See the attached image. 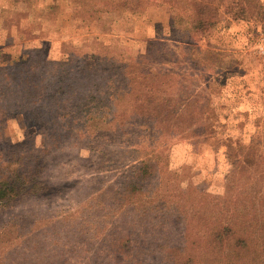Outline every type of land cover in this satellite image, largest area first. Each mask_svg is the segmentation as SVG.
Instances as JSON below:
<instances>
[{
	"label": "rangeland",
	"instance_id": "374dc122",
	"mask_svg": "<svg viewBox=\"0 0 264 264\" xmlns=\"http://www.w3.org/2000/svg\"><path fill=\"white\" fill-rule=\"evenodd\" d=\"M256 1L264 11V0ZM123 2L0 0V68L14 70L18 57L24 55V59L30 58L28 64L39 70L44 61L55 62L47 71L58 76L60 63L94 56L103 62L97 74L101 75L106 64L102 74L113 79V91L120 86V66H144V71L157 68L152 79L155 88L156 82L161 83L156 96L162 97L161 85L170 79L168 74L176 77V84L179 77L184 78L185 93L197 96L196 105L208 106L217 115L214 139L202 144L199 137L191 139L188 134H165L136 116L131 119V109L123 120L115 107L119 105L107 103L102 109L98 106L104 104L96 103L97 109L92 107L83 115V120L95 118L84 125L92 126L93 135L79 134L59 146H50L48 133H40L36 122L11 116L5 123L11 146L17 148L16 143L34 137L14 152L24 157L30 149L41 151L43 146L37 157L39 165L46 168L36 177L57 190L49 196H27L10 207L0 206V264H91L89 256L94 252L102 264V240L111 239L125 226L145 224L136 210L148 209L150 204L145 201L161 189L187 190L179 207L180 213L190 218L192 237H197L195 230L201 221L191 216L196 204L205 208L204 213L199 211L200 216L208 217L212 206L230 211L236 198L244 204L247 199L249 205L257 203V187H248L246 174L230 177L224 143L231 139L248 146L257 131L264 138V61L254 48L257 27L264 21L261 10L252 7L247 18L231 19L220 7V21L206 36L182 30L188 26L177 21L185 17L181 3L171 7L165 0ZM138 58L140 62L135 63ZM88 61L91 66L92 61ZM63 77H69L66 71L60 74ZM65 83L62 80V85ZM12 95L8 94L7 101ZM146 154L158 158L148 191L134 198L122 197L130 177L129 165ZM3 155L0 161L5 163ZM262 182L263 186L264 178ZM156 184L160 190L153 192ZM245 189L252 191L245 193ZM183 205L192 207L184 210Z\"/></svg>",
	"mask_w": 264,
	"mask_h": 264
},
{
	"label": "trees",
	"instance_id": "16d2710c",
	"mask_svg": "<svg viewBox=\"0 0 264 264\" xmlns=\"http://www.w3.org/2000/svg\"><path fill=\"white\" fill-rule=\"evenodd\" d=\"M165 1L171 7L181 3L185 17L177 21L188 26L182 28L184 32H194L196 35L207 36L216 26L221 18L220 7L225 8L223 14H229L231 19L247 18L251 15L252 7H258L264 15L256 0H230L228 4L227 0ZM131 2L137 3V0H124L123 5ZM186 37L185 34L184 39ZM18 58L14 70L11 67L10 70L0 68V89L8 92L6 95L4 91L0 92V155L4 154L2 158L5 160V163L0 161V206L10 207L27 196H49L57 190L36 177L46 168V165H39L37 157L43 151V146L41 151H35L32 147L33 150L30 149L24 157L23 154L17 156L14 152V149L17 150L28 140L33 141L34 137L28 136L23 142L16 143L17 148L11 146L5 125L11 116L21 115L26 120L36 122L40 133H48L50 146L55 143L59 146L63 141L79 134L93 135V128H90L92 126L88 124L90 127L85 128L84 125L95 118L87 117L83 120V115H87L92 107L97 109L96 103H103L104 105L98 106L102 109H105L107 103L119 105L115 107L119 118L123 120L129 113L127 110L131 109V119L136 116L165 134H188L191 139L199 137L197 140L202 144L208 139H214L217 115L208 106L196 105L197 96L191 98L192 95L185 93L184 78L178 76L179 82L176 84V77L168 74L170 79L162 82L161 87L164 88H161L162 95H159L162 97L158 98L156 95L160 91L157 87L161 83L156 82V88L152 84L157 68L144 71V66L143 69L129 68V64L120 66V86L113 91V79L102 74L107 69L106 64L101 69V75L97 74L96 69L103 62H99L94 56L76 58L71 63L70 59L60 63L57 67L58 76L47 71L50 65L55 67V62L44 61V66L39 70L28 64L29 57L24 59L23 55ZM88 59L93 63L91 66ZM134 62L139 63L140 59H134ZM63 71L69 77L60 78ZM62 80H65V85H62ZM124 80L128 84L122 83ZM173 86H178L179 89L173 91ZM109 90L112 93H108ZM9 93L13 95L7 101ZM121 106H124L123 111L120 110ZM257 126L258 123L254 124L255 128ZM43 136L44 145L45 135ZM224 145L231 167L230 177L246 174L245 183L248 187H257L254 190L258 193L255 206L249 205L248 199L245 205L243 200L236 198L230 211L228 208L219 210L212 206L209 216L201 217L199 211L204 213L205 208H198L196 204V210L191 211V216L199 217L201 221L195 230L197 237H192L194 230L189 225L190 218L181 214L179 207L187 190H160V185L156 184L152 190H160V193L145 201L150 204L148 209L136 210L137 216L146 223L125 226L122 231H115V236L111 239H103L101 246L105 262L102 264H264V138L257 131L248 146L231 139ZM15 157L17 161L14 162ZM157 165L158 158L148 154L130 164V177L125 182L122 197L129 199L147 192V185L156 176ZM255 176L261 178L257 180ZM246 191L250 193L252 190L245 189V193ZM212 204L210 202L209 206ZM191 207L185 205L183 209ZM210 209L207 208V211ZM174 236L180 238L174 240ZM89 260L91 264H98L102 258L94 252Z\"/></svg>",
	"mask_w": 264,
	"mask_h": 264
},
{
	"label": "built area",
	"instance_id": "2783aa9c",
	"mask_svg": "<svg viewBox=\"0 0 264 264\" xmlns=\"http://www.w3.org/2000/svg\"><path fill=\"white\" fill-rule=\"evenodd\" d=\"M254 48L256 54L264 61V21L257 27Z\"/></svg>",
	"mask_w": 264,
	"mask_h": 264
}]
</instances>
